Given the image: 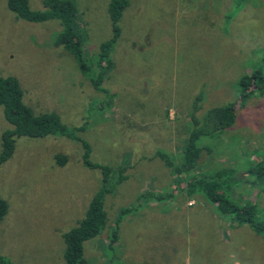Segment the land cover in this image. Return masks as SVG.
Wrapping results in <instances>:
<instances>
[{"label": "rangeland", "instance_id": "obj_1", "mask_svg": "<svg viewBox=\"0 0 264 264\" xmlns=\"http://www.w3.org/2000/svg\"><path fill=\"white\" fill-rule=\"evenodd\" d=\"M44 1L27 0L29 10L44 11ZM69 1L78 17L85 72L54 44L62 31L58 19L27 22L9 9L8 0H0V77L14 78L32 113L56 116L65 133L16 137L11 156L0 164V200L7 204L0 259L65 264L64 233L102 193L107 226L84 243L87 264H264V239L247 226H227L228 217L215 219L203 196L196 195L197 205L190 208L169 186L145 189L139 198L149 180L142 172L146 164L133 163V156L165 152L171 134L188 135L194 129L191 116L202 120L209 109L236 102L231 127L200 137L198 146L208 155L199 172L210 177L232 169L221 177L225 195L237 204H255L264 223V91L238 101L242 77L255 71L264 76V0H127L109 54L113 67L97 87L91 79L99 72V47L113 35L111 0ZM200 94L201 109L193 114ZM166 102L177 107L172 125L166 124ZM7 129L0 107V153ZM149 166L160 170L159 158ZM100 167L113 169L105 186ZM185 176L182 192L195 175ZM178 185L173 183L176 191ZM161 193L170 199L167 204ZM175 208V218L164 216ZM186 233L193 236L192 250L199 248L192 258ZM224 235L229 245L221 244Z\"/></svg>", "mask_w": 264, "mask_h": 264}, {"label": "trees", "instance_id": "obj_2", "mask_svg": "<svg viewBox=\"0 0 264 264\" xmlns=\"http://www.w3.org/2000/svg\"><path fill=\"white\" fill-rule=\"evenodd\" d=\"M128 6L127 0H111L108 7V15L112 22L113 35L109 41L102 43L99 47V53L95 66L97 76L92 78V85L97 87L106 79L109 70L112 69V60L109 57L117 37V22ZM9 9L20 19L41 23L50 19H58L62 25V31L56 36L54 44L63 46L79 63V67L85 72L82 42L77 36L75 24L78 21L76 10L73 3L69 0H45V10L42 12H32L29 10L27 0H8ZM106 66H104V63ZM103 69V70H102ZM238 101L242 104L249 99L255 92L264 91V76L260 71H255L249 76H244L239 83ZM203 95L200 94L193 103V114L201 109ZM237 103H229L222 107L209 109L203 116L202 120L191 116L190 121L194 124V129L188 134L187 143L182 150L181 158L177 161L162 152H157L158 157L163 164L176 177L193 172L199 166L202 148L198 146L200 137H212L234 124ZM0 107L3 108L5 120L11 126L2 134V151L0 153V164L5 162L12 154L14 141L16 137L26 136L30 138L44 137L47 135L65 134L56 116L51 114L34 115L32 111L23 103V92L18 82L12 77H0ZM89 147H85L84 159L87 161ZM59 162L66 158L57 157ZM89 167V166H88ZM261 175L264 174V167ZM103 185L113 172V169L100 167ZM120 172L123 169L119 170ZM232 172L230 168H224L213 175L203 176L195 174L187 183L184 190L185 195L193 197L196 195L203 196L207 203L211 204L214 212L218 217L225 216L230 226L242 227L247 226L256 235L264 239V223L258 219L256 205L251 203L237 204L228 199L225 195L222 176ZM184 181H180L182 187H185ZM178 182V183H180ZM7 204L0 200V220L6 213ZM107 226V218L104 211L102 193H98L91 201L86 211L85 217L79 224L64 233L65 243L64 260L65 264H87L84 258L83 245L86 241L97 237ZM116 237L113 232L112 241ZM0 264H9L4 259H0Z\"/></svg>", "mask_w": 264, "mask_h": 264}, {"label": "crops", "instance_id": "obj_3", "mask_svg": "<svg viewBox=\"0 0 264 264\" xmlns=\"http://www.w3.org/2000/svg\"><path fill=\"white\" fill-rule=\"evenodd\" d=\"M145 88L146 87H144L143 89H145ZM172 104L174 105V108L175 109L173 108ZM165 106H168V109L166 111V113H167L166 114V117H167L166 124H168V125L171 124L172 125L177 120V118L179 117L178 116L177 109H176L177 107L175 106L174 103H171V102H166L165 103ZM171 109H174L175 110L174 116L172 114L173 111ZM181 114H183L185 116V119L188 121L186 112H185V114L184 113H181ZM171 131H173V129H171ZM140 139L141 138H139L137 140H140ZM187 139H188V135L179 136L177 138L175 136V134H171V136L165 142L166 143V146H164L163 148H167V149L163 153L167 154L170 157V159L174 160L175 156L178 157V156L181 155L182 150L184 149V147H185V145L187 143ZM206 155H208L207 150L202 149L201 158H200V161H199V166L197 167V169L195 171H193L191 173H193L194 175L195 174H200L199 169H200V166H201V160H202L203 157H206ZM155 158H158V157H155V155L154 156H150L149 155V156H146V157L133 156V163H134L135 159H139L140 161H143L146 164V166H145L146 167V170L145 169H142V172H146L145 178H148V180H149V182L146 184L145 187L139 189V196L138 197L140 198L141 196L145 195V193L147 192V191H144L145 189L146 190L147 189L150 190V189H153L155 187L157 189H159L161 187H164L163 189H167L165 187L166 186H169L168 188L171 191H173V194L174 195L179 196V201H182V204L185 207L190 208V207L196 206L197 204H194L193 205V201L194 202L196 201L195 198L197 196L196 197L195 196L189 197V196L185 195L184 191L182 192V190H181V188H183V187H182L180 181H184L185 178H187V177L185 175H180V176L176 177L163 164V162L160 159L159 160L161 162V168H160V170L155 171L156 169L154 167L149 166V164L152 163V161H154ZM164 178H167V181H163ZM176 181L180 182V186L179 185L177 186V188H178L177 190L179 192L176 191L174 189V186H173V183L176 182ZM181 192H182V196L180 195ZM148 193L150 195L155 194L156 193V190L148 191ZM168 194H167V196H168ZM161 195H163V197H161V200L167 204V199L168 198L166 197L165 193H161ZM168 200L170 201V199H168ZM251 201H254V198L251 199ZM150 202H152L150 205H155L153 201H150ZM145 203H148V202L145 201ZM174 204L175 205H178L179 202H175ZM168 208H170V205L169 204H168ZM167 215H169L171 218H175L178 215L177 209L175 208L173 211H170L169 214H166L164 216H167ZM215 219H218V216H215ZM228 223H227V226L228 225L230 226V223L229 224ZM170 232H171V230L170 231H167L168 236H170ZM186 234H187V236H184L186 243L184 242L183 237H181L180 239L182 240V242H184L185 244L188 245V250L190 251V254H188V255H189L190 258H192L191 257V251L198 250L199 248H197L195 250H192V248H193V245H192L193 236H192V234H189V233H186ZM228 236L232 237V235H229V234H228ZM220 240L222 242L221 244H223V245H229V243H230V240L227 239L225 237V235L222 236ZM168 243H169V241H168Z\"/></svg>", "mask_w": 264, "mask_h": 264}]
</instances>
